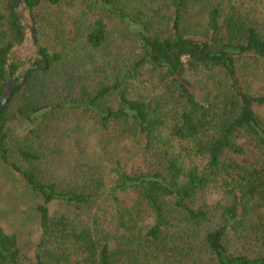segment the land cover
<instances>
[{
	"label": "trees",
	"instance_id": "1",
	"mask_svg": "<svg viewBox=\"0 0 264 264\" xmlns=\"http://www.w3.org/2000/svg\"><path fill=\"white\" fill-rule=\"evenodd\" d=\"M26 1L22 61L0 0V222L27 198L0 264H264V0Z\"/></svg>",
	"mask_w": 264,
	"mask_h": 264
},
{
	"label": "rangeland",
	"instance_id": "2",
	"mask_svg": "<svg viewBox=\"0 0 264 264\" xmlns=\"http://www.w3.org/2000/svg\"><path fill=\"white\" fill-rule=\"evenodd\" d=\"M27 14H28V11H27ZM35 52H36V49L34 48L32 44L31 37L29 36L28 40L23 45L17 47L13 53L18 59H21L22 61H26L27 59L33 57L35 55ZM259 111L264 115V108H261ZM4 191H6V187L0 186V192H4ZM19 193L21 192L19 191ZM17 201L19 205H14L16 209H14V212H12L13 216H10L5 220H1L0 222V226L4 228L8 233H14V232L20 233V229L22 228L21 227L22 223L20 222L18 218H15V217L21 214L23 211H26L27 204H23V203L27 201V198H20L18 196ZM5 206H6L5 204L1 205V202H0V208H4ZM3 218H4V214L0 213V219H3ZM25 231L26 232L30 231V227L26 226Z\"/></svg>",
	"mask_w": 264,
	"mask_h": 264
},
{
	"label": "water",
	"instance_id": "3",
	"mask_svg": "<svg viewBox=\"0 0 264 264\" xmlns=\"http://www.w3.org/2000/svg\"><path fill=\"white\" fill-rule=\"evenodd\" d=\"M26 3H27L26 0H18L17 10L19 11L20 18L22 19L25 26L27 27V30L29 32V36L31 37V40H32V44L37 51L38 47L36 44V33L34 30L33 24L31 23V17H30L29 12H28L29 15L27 14L28 10H26ZM14 86H15L14 79H10L6 89L4 91V94L2 96L1 102H0V111L7 104L8 100L10 99Z\"/></svg>",
	"mask_w": 264,
	"mask_h": 264
}]
</instances>
